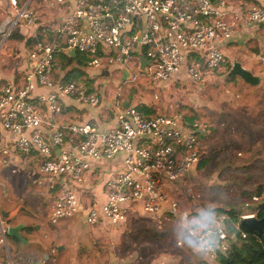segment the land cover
<instances>
[{"label": "built area", "instance_id": "built-area-1", "mask_svg": "<svg viewBox=\"0 0 264 264\" xmlns=\"http://www.w3.org/2000/svg\"><path fill=\"white\" fill-rule=\"evenodd\" d=\"M32 2L20 4L18 0H8V27L11 26L4 32L1 44L20 25L33 28L31 37L37 38L35 30L40 16L32 8ZM44 5L49 10L64 12L60 24L53 29L56 40L36 42L27 52L23 87L16 89L7 83L0 88V128L14 137L10 146L13 151L39 156L37 168L42 180H36L35 185H43L45 178L52 180L50 189L61 185L50 211L51 224L84 213L86 224L103 223L114 229L135 208L147 215L170 213L175 220L187 221V214L180 213L179 197L202 206L188 176L199 160L196 133H202L204 125L189 126L181 116H146L135 106L121 108L120 102L113 98L115 127L100 131L88 124L56 125L50 137L44 138L45 120L35 111L31 95L36 87L47 90L35 99L49 116L60 112L59 102L63 98L91 107L99 105L97 92L88 91L84 83L62 81L54 58L60 45L66 54L73 51L88 57L89 72L117 67L128 81L142 78L157 83L169 81L187 65V85L211 83L215 72L226 62L220 45L232 38L238 22L264 27V0L259 5L248 6L240 17L228 18L221 0L213 3L209 0H44ZM189 51L202 54V61H188ZM257 66L264 73V49L257 57ZM94 79L95 73L86 78L88 82ZM9 152L8 147L0 148V164H7ZM120 154L123 170L106 181L105 202L82 205L73 186L84 184L92 162L109 161ZM251 201L255 204L258 198L252 197ZM255 217L252 210L239 215L236 222L228 214L214 210L212 217L202 218L204 223L188 226L187 235L197 247L205 237L218 236L214 250L204 255L206 260L214 262L218 253L229 250L234 237L231 230H238L243 219ZM213 219L216 231L210 233ZM1 233L4 242L3 229ZM240 234L246 238L244 233ZM205 243H211V239ZM155 264L165 261L157 260Z\"/></svg>", "mask_w": 264, "mask_h": 264}, {"label": "crops", "instance_id": "crops-1", "mask_svg": "<svg viewBox=\"0 0 264 264\" xmlns=\"http://www.w3.org/2000/svg\"><path fill=\"white\" fill-rule=\"evenodd\" d=\"M224 2L225 10L229 13L226 18L232 16V17H240L242 12L251 5H259L261 0H221ZM6 0H0V10L6 11L7 8ZM31 6L34 10H36L39 13L40 16V24L37 26L35 32L41 35L42 33L44 35V32L47 33H53V29L56 28L61 20L64 17V12L62 10H49L44 5V0H33L31 3ZM9 9V8H8ZM9 13V11H8ZM0 16V21L3 16ZM9 16H6L1 22H0V38L3 36L4 32L8 28L9 24ZM26 30H30V34L27 35L28 37H31V33H33V28L24 27ZM24 30H20V33L22 35H25ZM42 31V32H41ZM28 32V31H27ZM46 39L44 40L48 42L47 35H44ZM54 41L56 38H53ZM0 39V44H1ZM53 41V40H52ZM42 42V41H41ZM23 43V42H22ZM51 43V42H48ZM24 45V44H23ZM24 47V46H23ZM220 47L222 48L223 52L226 55V62L223 66V68L220 70L221 72L225 68V73L229 72L231 69V66L235 62H239L242 67H244L246 70L250 71L254 76H257L258 78H262L264 80V73L259 72L258 66H257V57L260 55L261 51L264 49V27L262 26H256V25H250L246 26L238 22L236 29L233 32L232 38L228 41H225L221 43ZM29 51L28 47H24V50H17L20 54H14L12 56L13 58H20L21 60L15 61L11 59V54H8L5 56V58L0 59V88L7 83H10L14 86V88H21L24 85V74H25V56L27 52ZM59 52L62 54H66V51L64 50V46L60 45ZM69 55H71L69 53ZM73 56V55H71ZM196 59L197 57L193 55ZM193 56H191L193 58ZM203 55L199 54V57L201 59ZM228 59V60H227ZM231 64L229 65V62ZM57 63V62H56ZM186 66L184 65L181 68V72L176 76L182 81H186ZM221 66V67H222ZM113 69L117 70V67H113ZM108 70V69H107ZM119 70V76H118V82H121V85L115 86V80L114 75L108 74L105 77H101L99 79H108L110 76V86L103 88L99 92V105L96 107H91L87 105H82L76 103L71 98H63L59 102L60 112L58 114L48 115L46 112V108L44 106H39L36 101V96L46 94L47 90L36 87L31 95L30 102L32 103L34 109L36 112H39L42 117L45 120V124L42 126L43 135L44 138H49L51 134V130L53 126H65L68 124H88L90 126L95 127L97 130H105L108 128H112L116 126V119H115V111L112 108L113 98L117 99L118 101H121L120 94L122 93V86L125 82H128L126 75H124V72ZM84 75L83 80L84 84L85 82H88L86 80L87 76L89 74H93L97 71H92L86 73V70L83 69ZM99 71V70H98ZM65 74V72L61 71V75ZM224 75L223 80L226 81V77L228 75ZM59 73H55V76H58ZM98 76V74H95V76ZM220 73V79L221 78ZM99 77V76H98ZM230 77V76H229ZM97 78V77H96ZM175 78V77H174ZM172 77V82H174V79ZM215 80L211 83H215L217 79L215 75ZM220 81V80H219ZM232 82V81H231ZM242 82V80H241ZM97 83V82H96ZM102 83L105 84L102 80ZM108 83V82H106ZM210 86L214 85L211 84ZM244 83V82H243ZM263 82L259 79V85L255 87H251V90L255 92L254 94L248 93V92H238L240 96H246L242 97V102L239 103V105H234V103H231L230 105H224L222 108H219V104H213V103H202L204 104V108H208V111L215 113L216 117L214 121L209 125L211 128L215 127L218 129V132L221 133V131L225 127H238L239 130H237L233 135L230 137H227L229 150L231 149V143H235L237 145L235 149V153L239 159L242 161H231L226 160L225 161V167L227 169H238L240 171L239 173H248V174H254L259 171V169L264 170V141H262V144L255 145L252 147L253 142L257 140V137H259V134L257 132L252 131V136L247 135V133H244L246 131L244 129L245 126H250L246 120H250L253 122H250L252 127H256L258 124L254 123V120L252 117L247 116L249 113L245 114L246 111H249L247 109H244L246 105L252 106L253 109L256 111H260L264 109V97H262L263 93L260 90L262 87ZM174 85L172 84V87H177L178 90L182 89L183 93H188L193 91V93H190L189 96H194L195 93L196 97L198 94H207V95H214L217 91V87H204L203 86H196L194 90H188L189 85H178L179 83L176 81ZM250 86V85H249ZM230 90V88H228ZM90 92H95L93 89L89 90ZM114 95V96H113ZM118 95V96H117ZM122 95V94H121ZM252 96V97H251ZM119 101V102H120ZM250 102H253L251 104H248ZM122 105L121 108L126 109L130 106H135L136 108L142 105H135L133 103L124 102V100L121 101ZM195 108H202V105L200 102L197 103V100L195 99L194 103ZM147 107V106H143ZM149 110L150 108H146ZM140 111V110H139ZM264 110H262L260 115H256L260 120L264 119ZM142 112V111H141ZM143 113V112H142ZM219 113V114H218ZM144 114V113H143ZM149 116H158V115H149ZM48 119V120H46ZM184 121L186 118H184ZM189 121H185L189 126H192L193 123L204 125L205 127L208 126V124L204 121V123H198L195 121V118L193 116H189L187 118ZM250 126V127H251ZM242 128V129H241ZM201 136L211 137L209 135H206L203 131L200 133ZM14 137L1 130L0 128V148L8 147L10 150L9 155L7 158V164L6 167H14L16 168L17 173L20 176H29L33 171L38 172V177L36 179L32 180L33 187L35 186L36 189V197L35 199H38L42 196V191H46L47 200L48 197L51 196L52 204L47 212L45 211L44 216L49 219L50 211L52 208V205L54 203V199L57 198L58 194L62 190L61 185L57 184L53 189L49 188V185L52 180L49 178H45L43 185L37 186L35 185V181L38 179L42 180V175L37 171V164L35 163L37 161V158L34 153L30 154H24V153H17L11 149V143L13 142ZM212 139V138H211ZM210 140V139H209ZM228 152V151H227ZM222 154V153H221ZM242 154V155H241ZM205 158V157H203ZM35 168H32L33 166ZM237 165V166H234ZM248 169V170H247ZM15 170V171H16ZM123 170V155H117L113 159L106 161H96L92 162L91 164V171L87 174V178L85 179V182L81 186H73V189L77 195V197L80 200V203L82 205H87L90 203H98L103 204L106 200L105 198V183L106 181L115 173H119ZM195 170L197 168H193L188 176V181L190 180L194 181L195 176ZM256 170V171H255ZM255 171V172H254ZM228 172L232 173V170H229ZM55 182V181H53ZM262 180L257 182H252V184L260 183L262 185ZM194 183V182H193ZM191 184V183H190ZM250 184V185H252ZM259 184V185H260ZM192 186V185H191ZM24 187V186H23ZM28 187V186H27ZM27 193L25 195V198L28 197V188ZM0 188L2 189L0 192V217L4 220L0 221V264H47V261L49 257L44 256L42 258V240L53 238V234L46 231L42 223L40 222V218L37 215H34V213H29V211L26 212V214L20 213L19 210L24 209V205L21 203L19 206L15 207V209H10L8 207V204L13 205L19 204V202H16L17 196L16 193L20 192L22 188L18 185H11L10 188H6L5 185L0 184ZM193 188V187H192ZM262 190L264 191V188L262 187ZM10 195V200L8 202V197ZM263 195V194H262ZM250 196V195H249ZM251 198L253 195L250 196ZM262 198V197H261ZM259 198V199H261ZM50 199V198H49ZM180 213L184 212L188 216L187 221L180 222L179 220H175L173 215L168 214H157V215H147L141 212L139 209L135 208L133 212L130 214H140L141 216L145 217H151V218H161V217H168L177 223L179 225H183L185 232L187 234V227L188 226H195V223H204L202 218L204 217L205 209H218L221 208L216 202L212 203H205L203 206H197L192 203H190L187 198L180 196ZM250 199V198H249ZM12 201V202H11ZM245 203V202H244ZM30 209L34 210L36 213H42V208L40 207V204L38 202H31L29 203ZM48 206L46 205V208ZM7 208V209H6ZM2 213L7 214L6 217L2 216ZM130 216V215H129ZM61 221L60 231L67 230V233L71 230L75 231V239L74 241H70V250L69 255L71 256H77L78 261H72V264H122L124 261L116 258L113 256L112 253H110L106 245H108L109 239L113 238L114 235V229L110 228L107 224L99 223L95 226H91L89 224H86L84 221V213L80 216L66 219ZM127 221V220H126ZM87 225L86 229L79 231V225ZM89 225V226H88ZM20 226V230L18 232L20 238L24 241L15 242L11 247H9L8 242L6 240V230L7 228L11 227H17ZM2 229L4 230V242H1L2 240ZM188 236V235H187ZM11 237V236H9ZM48 237V238H46ZM189 237V236H188ZM13 238V237H11ZM190 238V237H189ZM16 239V238H14ZM192 239V238H191ZM192 241H194L192 239ZM66 241L64 238H61L60 241H58V245L60 247H57V252H65L66 251ZM49 254L53 253V249L48 251ZM170 259V258H168ZM169 261V262H168ZM168 264H175V260H168ZM48 264H56L55 259H52L50 263ZM131 264V263H130Z\"/></svg>", "mask_w": 264, "mask_h": 264}, {"label": "rangeland", "instance_id": "rangeland-1", "mask_svg": "<svg viewBox=\"0 0 264 264\" xmlns=\"http://www.w3.org/2000/svg\"><path fill=\"white\" fill-rule=\"evenodd\" d=\"M18 1L20 2V4H23L28 0ZM6 2H8V0H6ZM6 6L7 8L5 12L0 10V16L2 15V12L4 13L1 21L6 18V16H8V11H10L8 3ZM11 20L13 19L11 18ZM10 26L8 27V29L10 28ZM27 31L24 33V36L26 37L30 34V30ZM0 39H2V36ZM23 46L26 47L25 44L23 45V43L17 42L16 40L9 37L4 44H0V59L2 58L3 60V58H5V56H7L8 54H11L12 59V56L15 57L14 54H20L19 52H17V50H24ZM33 46L34 44L31 43L28 49L30 50ZM12 60L19 61L21 59L13 58ZM56 62L60 67V64L57 60ZM230 64L231 62H229V65ZM223 66L220 67L217 72H215V75L218 79L215 81L216 84L211 83L214 85L210 86V83H207L206 85H204L205 88L217 87V90L219 91H217L214 95L200 93L196 97L197 93H195L194 96H189V94L193 93V91L182 94L183 90H178V88L174 86L172 87V84L177 85L175 84L176 81L179 83L178 85H187V83L186 81H182L181 79L176 77L178 75L176 74L173 76V78L175 77L174 82H172V78L169 81L157 83H148L147 80H144L142 78L137 79L134 82H125L122 86V95L120 94V98L121 101L124 100L125 103L130 102L135 105L147 106L146 108H150V115H160L167 117L181 116L184 118L193 116L195 118V121H197L198 123H204L205 121L208 126L204 128L203 132L206 135L210 134L209 136L211 137L201 135L198 136L200 155L201 157L205 158L203 159L204 164L202 165V167L195 170L193 181L194 183L190 180L193 191L199 197V202H201V205H205V203L207 204L216 202L222 209L228 210L232 208L236 211H239V215H241L250 212L248 207L245 208V203L249 205L252 204L250 196L255 192V190H257V185L260 184H252V182L262 180L261 183L262 187L264 188V170L259 169V171L254 174H248L246 172L239 173L240 171H238V169H227L225 167L226 160L230 159L231 161H235V163L237 161H242L241 159H239V157H237V152L235 153L237 145L235 143H231V149L229 150L228 142L230 141H227V137L233 135V133L239 130V128L232 127L229 129V127H225L221 131V133L218 132V129H216L215 127L211 128L209 125L214 121L216 117L218 118L219 116H215V113L208 111V108H204V104L202 103L219 104V108H222L224 105H230L231 103H234V105H239V103L242 102L241 98L246 96H240L238 92H244L245 90V92L254 94L255 92L251 90V87L255 86H249L241 82V80L235 76L232 82L223 80L224 75L227 74V72L225 73V68L222 72L220 71ZM84 69L86 70V67ZM88 72L89 71L86 70V73ZM180 72L182 73L181 70ZM94 73L98 74L99 77L96 75L94 81H91L90 83H87L85 85L89 90L94 89L97 94H99L100 90H102L103 88L111 85L109 83L110 76L108 79H99L101 77L107 76L108 74L114 75L115 86L121 85V82H118V69L115 70L113 68H103ZM220 73L222 74V80L220 79ZM259 79L263 82L260 90L263 93L262 97H264V80L261 77ZM102 80L105 84L102 83ZM71 82L77 81H66V83ZM195 87L196 86L194 85H190L188 87V90H194ZM228 88H230V90H228ZM195 99L197 100V103H201L202 108H195ZM121 101L120 104L122 105ZM251 103L253 102H250L248 104ZM244 109H250L249 111H246L245 114L249 113L247 116L252 117L254 123L258 124L254 128L250 124V122L253 121L246 120V122L251 127L248 125L245 126L244 129L246 131H244V133L252 136V131H255L259 134L257 140L253 142L252 147L262 144L261 142L264 141V119L262 118L260 120L256 115H260L262 110L264 109L256 111L252 106L248 105H246ZM35 156L37 158V161L35 163L38 164L40 158L37 154H35ZM32 168H35V166H33ZM15 170L16 168L14 169V167L8 168L6 167V164H0V184L5 185L8 189L11 185L14 184L22 188L20 192L16 193V202H19V204H8L9 210L15 209V207L19 206L22 203L24 205V209L19 210L20 213L26 214L27 211H29V213H34V215H37L40 218V222L42 223L43 228L49 233L53 234V238L46 237L48 239L42 240V250L44 252L42 253V258L44 256L49 257L47 264L50 263L52 259H55L56 264H72V261H78L77 256L73 257L69 255V242L76 240L74 233L75 231L71 230L69 234L67 233V230L60 231V226L64 221H62V223L60 222L61 224L58 223L56 225H53L51 224L50 220L44 216L45 211H49L51 207V202L53 200H51V196H49L47 200V196L49 194L46 195L47 192L42 191V196L38 199H35L36 189L35 186L33 187L32 180L38 177V172L33 171L27 178V176H20L17 173V170ZM229 170H232V173L228 172ZM26 187L28 188V192L30 193H28V197L25 198V195L27 193ZM1 190L2 189L0 188V192ZM8 198L9 202L10 195ZM261 199H264V191ZM31 202H38L40 204V207L42 208V213H36L34 210L30 209L29 203ZM46 205L48 206L47 208ZM1 220L2 222L4 221L0 217V221ZM86 227V224L79 225V231L86 229ZM178 227H180L179 223L168 217H161L156 219L141 216L140 214H130V216L127 218V221L114 228L115 233L113 235V238L109 239L106 248L110 253L113 254V256L122 260V262L129 261L131 264H155L157 260L161 259L166 263L170 259L175 260V264H216V261H208L206 260V257L201 253L194 252L193 249L197 248V246L195 245L194 241H191L190 238H184V240L188 241V245L185 246L183 243V238L180 237L181 234ZM61 238H64L66 241V251L62 253L57 252V247H60L57 246L58 241H60ZM6 240L9 247H11L14 242L9 238L8 235H6ZM178 241H180V243H178ZM191 242L194 245H192ZM51 249H53V253L49 254L48 251H50Z\"/></svg>", "mask_w": 264, "mask_h": 264}, {"label": "trees", "instance_id": "trees-1", "mask_svg": "<svg viewBox=\"0 0 264 264\" xmlns=\"http://www.w3.org/2000/svg\"><path fill=\"white\" fill-rule=\"evenodd\" d=\"M24 27H25L24 25H20L18 28H15L14 30H12L9 37L11 39L16 40L17 42L20 43L23 42V44H25L27 47H30L31 43L36 44V42H41L42 40H44V38H46L44 37L43 34L42 37L40 34H38L37 38L35 39L32 37L27 38L26 36L22 35V33H20L21 29L24 30L23 32L25 33L26 29ZM45 35H47L48 42L54 41L53 38L55 36L53 33H47ZM193 55H195L197 59ZM191 56H193V58ZM54 58L60 64L61 71L65 72L62 81L72 80L77 82H84V80L82 79L84 75L83 69L86 67L88 57L78 53L71 56L69 54H63V53L61 54L60 52L58 54L57 52H55ZM191 59L200 62L202 61L199 57V54L195 52L189 53V57L187 58V60L189 61ZM233 79H234L233 76L226 77V81L229 82H231ZM85 83L87 84L90 82H85ZM137 109L142 111L146 116H149L151 114L150 110H147L146 107L139 106L137 107ZM185 121H189V120L186 118ZM196 135L199 136L201 134L196 133ZM203 159L204 158L201 157L200 155L198 163L194 168L197 169L201 168L202 165L204 164ZM262 194H263L262 185L258 184L257 190H255V192L252 193L253 197L258 198V202L254 204L256 205V208L253 210L255 212V216L257 219L264 218V199H259L262 197ZM245 208H247L246 205ZM214 210L226 213L229 216H231L234 221L238 222L237 217L239 216V211H236L232 208L228 210L222 208H218ZM238 228H239L238 230H234V229L231 230V235H233L234 237L231 236L232 238L230 240L231 242H230L229 250L224 253H218L216 258V264H264V228L262 233L249 230L246 227L242 226L241 223H239ZM178 229L180 230V234H181L180 237L183 238L184 245L187 246L188 241L184 240V238L186 239L187 237L189 239V237L187 236L183 225L180 224V227H178ZM240 232L245 234L246 236L245 239L241 237ZM9 238L14 240L16 243L19 242V240L17 239L11 237ZM165 264L168 263L165 262Z\"/></svg>", "mask_w": 264, "mask_h": 264}, {"label": "water", "instance_id": "water-1", "mask_svg": "<svg viewBox=\"0 0 264 264\" xmlns=\"http://www.w3.org/2000/svg\"><path fill=\"white\" fill-rule=\"evenodd\" d=\"M209 1L211 3L214 2V0H209ZM70 54L74 55V52L71 51ZM124 75H126V74L124 73ZM227 75L228 76H233V77L235 76V77L239 78L240 80H242V82H244L245 84L250 85V86L259 85V78L257 76H254L250 71L246 70L244 67H242L239 62H235V63L232 64L231 69L229 70ZM54 150H56L57 153H58V148L57 147H55ZM248 208H249L250 211H252V210H254L256 208V205H251ZM2 216L6 217L7 214L2 213ZM241 225L246 227L249 230L256 231L258 233H262L263 232V228H264V218L257 219L255 217V218H252V219H243L241 221ZM19 230H20V226L7 228L6 234L8 236L16 238L19 241L24 242L20 238V236L18 234Z\"/></svg>", "mask_w": 264, "mask_h": 264}, {"label": "clouds", "instance_id": "clouds-1", "mask_svg": "<svg viewBox=\"0 0 264 264\" xmlns=\"http://www.w3.org/2000/svg\"><path fill=\"white\" fill-rule=\"evenodd\" d=\"M252 205H254V204H252ZM213 213H214L213 209L205 211L204 219H209L210 217L213 216ZM212 224H213V227H212V229H209L208 232L215 233V231H216V221H215V219L212 220ZM209 239H211V243H205V241H207ZM217 239H218V236L211 237V238L205 237L203 242H202V244L200 246H198L197 248H194L193 251L194 252H199L202 255L209 254V253H211L214 250V247L217 244ZM178 243H180V241H178Z\"/></svg>", "mask_w": 264, "mask_h": 264}]
</instances>
